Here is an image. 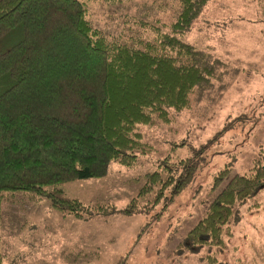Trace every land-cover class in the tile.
Segmentation results:
<instances>
[{"label": "trees", "instance_id": "trees-1", "mask_svg": "<svg viewBox=\"0 0 264 264\" xmlns=\"http://www.w3.org/2000/svg\"><path fill=\"white\" fill-rule=\"evenodd\" d=\"M86 1L0 0V214L5 196L18 193L81 219L90 207L69 197L66 183L103 178L112 162L131 168L150 150L140 127L169 123L172 113L190 109L215 83L224 90V77L238 73L183 41L208 0H172L177 6L167 30L155 17L136 21L153 37L128 40L96 29ZM203 147L188 157L165 156L142 176L121 213L165 208L192 180ZM229 172L220 170L212 189ZM262 189L264 158L228 180L186 234L191 247L219 242L237 208ZM94 208L99 214L116 211ZM115 264H125L124 257Z\"/></svg>", "mask_w": 264, "mask_h": 264}, {"label": "rangeland", "instance_id": "rangeland-1", "mask_svg": "<svg viewBox=\"0 0 264 264\" xmlns=\"http://www.w3.org/2000/svg\"><path fill=\"white\" fill-rule=\"evenodd\" d=\"M86 3L91 24L123 40L153 37L136 21L155 17L167 30L177 6L172 0ZM182 38L238 73L232 80L224 77V90L215 83L190 109L172 113L169 123L140 127L150 150L131 168L112 162L103 178L66 183L65 193L90 207L81 219L49 209L44 200L7 194L1 202V264H115L119 257L125 264H264V189L237 208L230 233L219 242L191 247L186 239L228 180L264 158V0H208ZM231 120L230 128L212 139ZM182 141L187 145L173 147ZM201 145L192 180L165 208L121 213L159 161L169 154L188 157ZM224 168L230 172L212 189L213 177ZM94 206L116 211L99 214Z\"/></svg>", "mask_w": 264, "mask_h": 264}]
</instances>
